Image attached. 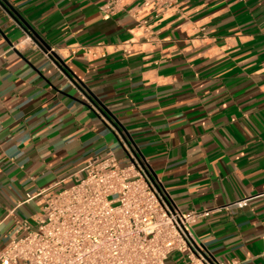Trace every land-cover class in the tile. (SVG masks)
Returning <instances> with one entry per match:
<instances>
[{
    "label": "crops",
    "instance_id": "1",
    "mask_svg": "<svg viewBox=\"0 0 264 264\" xmlns=\"http://www.w3.org/2000/svg\"><path fill=\"white\" fill-rule=\"evenodd\" d=\"M7 1L96 104L0 5V250L40 191L130 161L111 120L183 211L264 194V0H176L148 29L98 0ZM195 233L225 264H264V196Z\"/></svg>",
    "mask_w": 264,
    "mask_h": 264
},
{
    "label": "built area",
    "instance_id": "2",
    "mask_svg": "<svg viewBox=\"0 0 264 264\" xmlns=\"http://www.w3.org/2000/svg\"><path fill=\"white\" fill-rule=\"evenodd\" d=\"M98 1L104 20L125 12L147 29L176 2ZM122 142L128 163L108 152L71 184L40 191L35 198L40 212L16 220L0 250V264H225L202 245L196 224L215 214L233 217L264 194L183 211L147 163Z\"/></svg>",
    "mask_w": 264,
    "mask_h": 264
},
{
    "label": "water",
    "instance_id": "3",
    "mask_svg": "<svg viewBox=\"0 0 264 264\" xmlns=\"http://www.w3.org/2000/svg\"><path fill=\"white\" fill-rule=\"evenodd\" d=\"M0 5L8 12L9 15H11L17 22L18 24H20L25 31L34 39V41L36 43H38L41 46V49L44 51V53H50V60L53 61L54 64H56L63 72L64 74L71 79V81L74 83V85L76 87H78L83 94H85L92 103H95V101L93 100L92 97L89 96V93L85 90V88L77 81L75 80L71 73L68 71L67 67L65 66L64 62H62L57 55L51 51L50 46L46 45L45 42L42 40V38L39 36V34L37 32H35L24 20L23 18L16 12V10L8 3L7 0H0ZM96 104V103H95ZM101 112L107 116L109 119L110 115L108 114V112L101 106ZM111 123L116 127V129L119 131V133H121L122 136V140L125 142V144L133 151V143L129 140H127L125 138V136H123L122 133V129L119 127V124H117L116 122L111 120ZM122 146L124 147V144H122ZM137 157L138 154L134 153ZM140 158V157H139Z\"/></svg>",
    "mask_w": 264,
    "mask_h": 264
}]
</instances>
